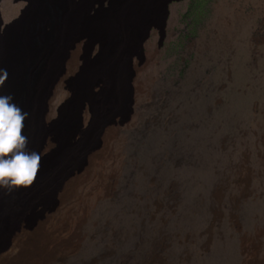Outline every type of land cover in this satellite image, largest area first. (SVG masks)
<instances>
[{
  "label": "rangeland",
  "instance_id": "rangeland-1",
  "mask_svg": "<svg viewBox=\"0 0 264 264\" xmlns=\"http://www.w3.org/2000/svg\"><path fill=\"white\" fill-rule=\"evenodd\" d=\"M108 8L105 0L90 14ZM32 12L29 0H0V41L20 48ZM72 45L78 56L63 62L67 77L54 87L41 139H31L41 164L67 144L81 71L110 51L87 37ZM141 48L126 66L123 112L108 111L93 130L99 109L78 108L75 141L96 143L94 164L85 159L64 199L69 176L59 182L52 211L47 199L28 206L12 233L46 216L47 230L83 217L79 248L52 264H264V0L173 2L163 37L153 28ZM48 134L60 144L42 153Z\"/></svg>",
  "mask_w": 264,
  "mask_h": 264
},
{
  "label": "bare ground",
  "instance_id": "bare-ground-1",
  "mask_svg": "<svg viewBox=\"0 0 264 264\" xmlns=\"http://www.w3.org/2000/svg\"><path fill=\"white\" fill-rule=\"evenodd\" d=\"M104 1L29 0L33 15L29 29L17 39L20 48H14V39L0 41V63L6 73L0 85V95L12 96V102L28 113L23 134L28 137V148L32 151H36V147L32 146L31 139L37 138L39 133L41 139L40 126L44 116H47V105L54 87L67 77L64 75L63 62L71 59L72 63L78 56L77 51L72 55L68 51V48H75L71 46L72 41L83 37L97 39L102 48L110 49L106 57L100 56L96 69L93 70L95 67L89 65L81 71L82 80L75 86L80 96L75 104L76 109L72 112L70 108L67 113L75 119L67 130V144L62 145V141L58 143L55 136L56 142L51 135H43L45 142L42 153L60 144V151L56 152L59 155L41 164L38 177L29 186L30 189L24 187L26 190L18 194L20 187L11 190L0 188V264H52L63 255L77 251L83 217L74 220L72 226L63 221L58 227L47 230L44 229V224L48 223L45 222L48 219L46 216L44 222L38 221L30 228L20 226L12 233L16 227L15 220L18 218L19 222L22 221L24 216L30 215L28 206L41 201L45 203V199L48 200L46 204H49L47 210L52 211L54 200L53 203L47 202L54 199L59 182L69 176L61 196L64 199L75 188L78 173L85 166V159L89 160L88 167L97 159L98 155L92 154L96 143L89 141L88 135L81 134V138L75 141L74 134H80L78 132L82 128L77 120L80 104L85 101L99 109V117H96L99 123H95L93 130L109 119L108 111L114 115L129 106V88L132 91V86L129 84L126 66H130L131 51H141L142 43L153 28L158 29L163 37L168 5L181 0H124L126 4L123 0H106L109 8L95 11L96 14L91 15L93 5L101 7ZM127 39L129 43L124 44ZM0 76H4L1 68ZM98 85H101V93L95 95L92 90Z\"/></svg>",
  "mask_w": 264,
  "mask_h": 264
},
{
  "label": "clouds",
  "instance_id": "clouds-1",
  "mask_svg": "<svg viewBox=\"0 0 264 264\" xmlns=\"http://www.w3.org/2000/svg\"><path fill=\"white\" fill-rule=\"evenodd\" d=\"M4 79L0 76V85ZM12 101L0 95V188L9 190L34 184L42 160L41 153L29 150L23 134L28 113Z\"/></svg>",
  "mask_w": 264,
  "mask_h": 264
}]
</instances>
